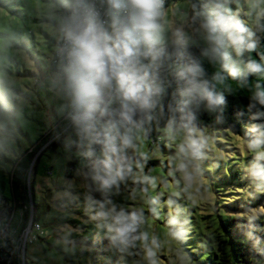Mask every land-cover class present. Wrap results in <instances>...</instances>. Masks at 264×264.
Listing matches in <instances>:
<instances>
[{
	"label": "clouds",
	"instance_id": "1",
	"mask_svg": "<svg viewBox=\"0 0 264 264\" xmlns=\"http://www.w3.org/2000/svg\"><path fill=\"white\" fill-rule=\"evenodd\" d=\"M233 4L236 5L235 11L231 7ZM36 5L43 35L40 38L42 49H37L41 52L37 58L41 66L33 80L44 90L45 97L59 102L58 109L47 105V110L50 114L55 113L54 118L67 114L73 125L72 132L78 137H87L90 141L107 137V151L110 153L118 152L115 144L119 141L120 156L114 165L111 162L106 164L103 176L92 177L93 181L100 182L101 189L114 184L117 178L123 180L131 171L121 165L120 157L124 148L134 147L132 128L139 127L134 118L141 115L151 121L153 117L147 115L150 110L159 107L163 111L161 101L169 71L180 84L181 97L172 111L180 114V127L188 133L179 145V152L192 161L203 158L205 141L195 135V116L189 106L204 102L209 109H214L226 101L224 95L216 90V83H222L224 77L216 73L211 81L205 79L201 64L187 55L190 43L194 42L193 35L200 36L208 45L202 55L210 62H218L224 72L236 79L241 75V69L231 59L228 50L231 48L237 57H241L245 52H254L258 43L256 32L241 17V6L255 13L258 28L262 27L259 21L264 17V0H201L200 4L191 3L190 15L181 13L178 19L176 5L168 6V0H36ZM19 43L16 36L0 38L2 155L11 154L26 120L25 109L31 107V100L26 94L28 90L18 85L10 57L18 55L33 72L37 71L36 59L24 49L14 48ZM244 70L259 74L264 72V66L250 58L244 62ZM252 99L264 106V91L259 90V85ZM262 117L264 111L258 110L252 118ZM171 125L172 121L169 122V132ZM249 133L246 134L244 147L254 155L245 171L250 178L251 195L257 198L264 195V123L253 125ZM178 170L183 173L188 186L194 175L202 174L198 164L193 171H189L187 164L182 162ZM73 183L68 184L69 189ZM61 195L67 198L61 210L79 200V196L67 189L56 193L53 200ZM84 200L86 210L94 212L91 219L110 221L105 226L112 233L113 241L118 240L125 247L142 241L150 264H156L151 259L156 252L148 246V233L138 231L141 217L135 211H117L115 206L105 210V203L92 201L87 195ZM93 204H98V210L93 209ZM176 212L179 214L180 209ZM261 216L264 214L246 212L240 218L252 221ZM169 223L176 225L178 221L173 218ZM188 223L187 219L180 222L177 230L170 233L171 236L178 241H186L188 229L184 225ZM97 227L100 225L97 224ZM35 228L40 238L51 235L39 223ZM36 235L34 233L33 237ZM246 235L249 239L253 238L252 231ZM62 243L63 250L69 251L66 239L55 241L56 245ZM155 243L153 238L152 244ZM258 244L257 238L254 246Z\"/></svg>",
	"mask_w": 264,
	"mask_h": 264
},
{
	"label": "rangeland",
	"instance_id": "2",
	"mask_svg": "<svg viewBox=\"0 0 264 264\" xmlns=\"http://www.w3.org/2000/svg\"><path fill=\"white\" fill-rule=\"evenodd\" d=\"M16 1L0 0V38L16 36L20 43L14 48H22L36 59L37 71L33 72L18 55L10 57L18 85L28 90L26 94L31 107L25 109L26 120L11 154H0V168L12 170L14 163L34 149L35 155L28 170L30 174L39 155L32 171L33 201L37 223L51 235L40 238L38 230L33 229L25 243V230L21 228L23 211L21 207H13L9 219L0 216V240L2 234L12 238L20 250V264H150L142 241L125 247L120 241L111 239L112 233L105 226L110 221L90 218L94 212L86 210L84 197L87 195L92 201L105 203V210L115 206L117 211H135L141 217L138 231L148 233V246L156 252L151 259L156 264H212L222 258L232 262L226 221L240 218L246 212L264 214V195L257 198L251 195L252 186L245 171L254 155L244 147L249 130L196 126L195 135L205 141V148L203 158L192 161L179 152V145L188 135L185 129L171 128L169 132L168 126H161L157 135L159 142L156 143L144 136L141 127H133L134 147L124 148L120 159L121 165L131 171L123 180L117 178L114 184L101 189L100 182L93 181L92 177L103 176L105 166L91 169L85 159V150L69 146L74 143L69 133L56 149L46 148L56 134L55 127L63 123L67 114L54 118L55 113L50 114L47 105L58 109L59 102L45 97L44 90L33 80L41 66L37 59L41 52L37 49H42L40 38L43 35L36 0H20L21 4ZM191 3L192 0H171L168 6L176 5L178 19L181 13L191 14ZM6 4L11 11L5 8ZM231 7L236 10L235 4ZM241 17L256 32L258 40L260 31L255 13H250L242 5ZM193 41L190 44L208 46L198 35H193ZM48 51L51 54V43ZM105 145L96 152L98 156L112 155L107 151V137ZM115 146L120 154L118 140ZM182 162L187 164L189 171H193L197 164L201 169L202 174L194 175L190 186L186 185L183 173L178 170ZM67 172L71 173L70 177L66 176ZM69 183H73L70 189ZM66 189L79 196V200L61 210L67 198L61 195L53 200V197ZM3 193L12 198L10 179ZM31 205L30 198L29 218ZM92 207L98 210V204ZM177 209H180L179 214ZM173 218L178 224L169 223ZM186 219L190 221L184 225L188 229L187 240L178 241L170 233ZM259 220L264 222V216ZM64 225L69 227H61ZM34 233L37 235L31 240ZM153 238L155 245L152 244ZM57 239H66L69 251L63 250V243L56 245Z\"/></svg>",
	"mask_w": 264,
	"mask_h": 264
},
{
	"label": "trees",
	"instance_id": "3",
	"mask_svg": "<svg viewBox=\"0 0 264 264\" xmlns=\"http://www.w3.org/2000/svg\"><path fill=\"white\" fill-rule=\"evenodd\" d=\"M171 0H168V3ZM194 3L200 4L197 0H192ZM17 4H21L20 0L16 1ZM5 8L10 10L6 4ZM11 11V10H10ZM259 28L260 36L258 39L256 50L252 53L245 52L241 57H237L235 52L230 48L231 59L237 63V66L241 69V75L233 79L227 72H224L218 62H210V60L202 55L204 49L208 46L190 44L187 49V55L198 61L204 69V78L212 80V77L216 73H220L224 80L222 83H216V90L221 92L226 103L221 106H217L214 109H209L206 103L199 102L193 103L189 106V110L195 116L193 121L195 126L199 127H213V128H230L234 130L250 129L253 125L258 123H264V117L260 119H253V114L256 111H264V106L259 105L258 101L252 99L254 93L257 91V85L259 90L264 91V72L259 74L247 73L244 70V62L248 59H255L262 66H264V17L260 20ZM180 84L176 81L175 77L171 74V71L167 73V79L165 81V92L162 96L163 111L157 107L154 110H150L147 115H151L153 118L148 121L145 116L138 115L134 119L136 123L143 129L144 136L154 142H159L157 137L159 127L169 126V122L172 121L171 128L176 129L180 127V114L172 111L177 107L178 101L181 99L179 95ZM255 105V107H250ZM111 107L115 108L116 105ZM118 119V117H114ZM143 121V122H142ZM56 134L54 138L46 145V148L56 147L63 143L66 134H70L74 143L69 146L72 149L80 147L85 150V159L87 165L94 169L96 167H103L106 164L114 163L120 154L117 152L110 157H101L96 152L105 148V136H101L96 141H90L87 137L77 136L73 134V125L66 117L63 123L55 127ZM47 142V141H46ZM89 153H91L89 155ZM35 150L33 149L25 156H22L16 163L13 164L12 170H3L0 168V216L9 219L11 217L13 207L22 208L21 216V228H25L30 218L34 222H37V216L35 213V204L33 201V188H32V171L34 172L35 165L38 161L39 155L35 158L32 170L28 174L32 159L34 158ZM121 159V157H120ZM70 166L72 163H69ZM67 177L71 176L70 172L66 173ZM11 184L12 198L4 195L3 190L7 181ZM32 200V213L29 218V199ZM226 225L229 224L228 229L230 235V248L233 254V261L221 259L219 262H213L212 264H264V230H254L255 228L264 229V222L262 220L249 221L245 218H236L233 220H227ZM225 226V225H224ZM249 231H252L253 238L249 239L246 235ZM259 239V244L254 246L255 240ZM12 242V238L8 235L2 234L0 240V264H20L18 254L20 250ZM107 264V263H101Z\"/></svg>",
	"mask_w": 264,
	"mask_h": 264
},
{
	"label": "built area",
	"instance_id": "4",
	"mask_svg": "<svg viewBox=\"0 0 264 264\" xmlns=\"http://www.w3.org/2000/svg\"><path fill=\"white\" fill-rule=\"evenodd\" d=\"M37 224V222H34V221H32V218H30V220H29V222H28V224L26 225V227L25 228H23V230H25V232H24V242L26 243L27 241V238L28 237H30V233H31V231L34 229V230H37L36 228H35V225ZM34 239V237L33 236H31V240H33Z\"/></svg>",
	"mask_w": 264,
	"mask_h": 264
}]
</instances>
